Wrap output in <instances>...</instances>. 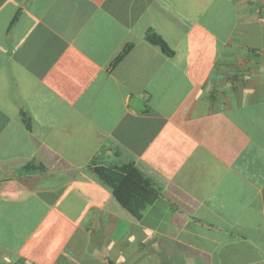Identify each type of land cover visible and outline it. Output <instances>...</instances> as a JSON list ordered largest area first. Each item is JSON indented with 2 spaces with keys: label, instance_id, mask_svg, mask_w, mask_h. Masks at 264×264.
<instances>
[{
  "label": "crops",
  "instance_id": "crops-1",
  "mask_svg": "<svg viewBox=\"0 0 264 264\" xmlns=\"http://www.w3.org/2000/svg\"><path fill=\"white\" fill-rule=\"evenodd\" d=\"M93 161L159 197L135 218ZM20 263L264 264V0H0V264Z\"/></svg>",
  "mask_w": 264,
  "mask_h": 264
},
{
  "label": "trees",
  "instance_id": "trees-1",
  "mask_svg": "<svg viewBox=\"0 0 264 264\" xmlns=\"http://www.w3.org/2000/svg\"><path fill=\"white\" fill-rule=\"evenodd\" d=\"M146 39L166 54H174L162 36L153 29L146 32ZM94 162L89 166L92 172L103 185L111 189L113 196L135 218L140 219L145 209L159 197L158 187L133 163L104 165Z\"/></svg>",
  "mask_w": 264,
  "mask_h": 264
}]
</instances>
